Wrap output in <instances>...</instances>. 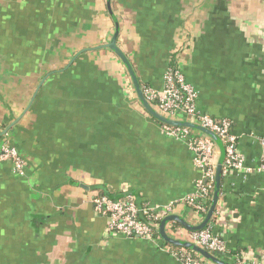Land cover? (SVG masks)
Returning a JSON list of instances; mask_svg holds the SVG:
<instances>
[{"label": "crops", "instance_id": "0c3cea01", "mask_svg": "<svg viewBox=\"0 0 264 264\" xmlns=\"http://www.w3.org/2000/svg\"><path fill=\"white\" fill-rule=\"evenodd\" d=\"M113 9L143 87L164 89L180 49L199 109L232 121L247 165H259L264 0H113ZM113 32L106 0H0V151L10 144L25 162L24 174L0 162V264H183L181 248L161 239L112 235L92 202L131 195L141 207L174 204L193 225L204 218L187 203L203 177L197 132L177 140L146 113L121 61L101 48ZM176 226L170 234L189 239ZM210 227L223 260H264V173L224 174Z\"/></svg>", "mask_w": 264, "mask_h": 264}, {"label": "built area", "instance_id": "2783aa9c", "mask_svg": "<svg viewBox=\"0 0 264 264\" xmlns=\"http://www.w3.org/2000/svg\"><path fill=\"white\" fill-rule=\"evenodd\" d=\"M177 52L178 49L175 51L174 56ZM180 54L181 52L178 58H173V60H175L174 65L170 66L165 73L166 84L164 89L162 91L151 88L145 90L148 99L165 115L172 118L183 116L217 133L226 146L225 174L229 172H235L243 176L263 174L264 137L260 139L263 151L261 162L256 167L248 166L246 157L238 146L239 138L235 133L231 132V124L226 120L219 123L199 109V93L187 82L183 69L179 64ZM162 129L166 135L177 140H185L190 137L189 134L191 130L188 129L174 128L166 125H162ZM190 145L197 154L196 163L201 168L203 177L197 184V193L188 198L187 203L196 212L201 213L205 209L199 202L205 203L211 201V191H213L214 185V167L217 161L218 151L215 144L210 139L199 133L191 139ZM1 161H10L14 165L16 173L24 174L25 162L17 149L10 144L1 148L0 162ZM92 202L95 210L107 217L108 230L112 235H122L133 239H157L153 238V234L158 224L165 216L173 214L175 211L174 204L141 207L137 203V199L131 195L123 199L98 195L93 198ZM206 213L207 210H205V213L202 215L205 216ZM168 231L169 233L176 234L181 230L172 223L168 226ZM158 239H160V237ZM183 240H185V238ZM187 240L197 242L213 253H225L227 250L225 243L209 229L200 232H189V239ZM178 255L183 264H209L207 262L203 263V260L193 254L185 253V249L182 248ZM238 264H264V260L244 262L239 259Z\"/></svg>", "mask_w": 264, "mask_h": 264}, {"label": "water", "instance_id": "95a60500", "mask_svg": "<svg viewBox=\"0 0 264 264\" xmlns=\"http://www.w3.org/2000/svg\"><path fill=\"white\" fill-rule=\"evenodd\" d=\"M107 10L114 23V32L110 42L101 48L110 50L123 64L128 77L131 81L133 91L137 97L139 104L146 111V113L157 123L174 128H184L195 131L206 138L210 139L216 146L218 151L217 161L214 167V185L212 191L211 201L205 214L203 221L198 225L189 223L185 218L175 213L165 216L158 224L156 231L160 239L171 247L182 248L197 255L201 260L209 264H231L223 260L220 255H217L197 242L190 240L178 239L172 236L168 231V226L172 223L181 226L188 232H200L210 228L217 211L219 209L223 178L226 167V146L222 138L210 130L209 128L201 125L198 122L191 121L183 116L172 118L168 115L161 113L152 101L148 99L145 94V89L141 83L140 77L133 66L127 54L118 45V40L121 34V23L113 9V0H106ZM6 133V132H5Z\"/></svg>", "mask_w": 264, "mask_h": 264}, {"label": "trees", "instance_id": "16d2710c", "mask_svg": "<svg viewBox=\"0 0 264 264\" xmlns=\"http://www.w3.org/2000/svg\"><path fill=\"white\" fill-rule=\"evenodd\" d=\"M174 61L175 60H173L172 62H171V64L167 67V69L166 70H168V68L170 67V66H173L174 65ZM151 87L149 86V85H144V89L145 90H148V89H150ZM151 89H153V88H151ZM223 120H219V121H217V122H219V123H221ZM226 121H228L230 124H231V132H233V133H235L234 132V123L232 122V121H230V120H226ZM210 184L212 185V183L210 182ZM213 190V189H212ZM212 192V191H211ZM101 195H105V196H109V197H112V198H116V199H123V198H119L118 196H116V197H113V196H111L110 194H107V193H105V192H103ZM126 196H128V195H126ZM125 195L123 196L124 198L126 197ZM199 204L201 205V206H203L204 207V209L205 210H208V207H209V204H210V201H207V202H199ZM205 210L204 211H202L200 214H204L205 213ZM100 214V213H99ZM106 217V216H105ZM107 218V217H106ZM107 221H108V219H107ZM209 230L213 233V231H212V227H210L209 228ZM214 234V233H213ZM215 235V234H214ZM119 236H121V237H123L122 235H119ZM216 236V235H215ZM125 237V236H124ZM126 238H128V237H126ZM153 238H159V235L157 234V232L155 231L154 232V234H153ZM130 239H133V238H130ZM185 251H187V253H188V250H185ZM190 253V252H189ZM191 254V253H190ZM193 254V253H192ZM215 254H217V255H220V254H222V253H218V252H215ZM195 255V254H194ZM203 263H205L204 261H203Z\"/></svg>", "mask_w": 264, "mask_h": 264}, {"label": "rangeland", "instance_id": "374dc122", "mask_svg": "<svg viewBox=\"0 0 264 264\" xmlns=\"http://www.w3.org/2000/svg\"><path fill=\"white\" fill-rule=\"evenodd\" d=\"M181 52V50L180 49H178V52L175 54V56H174V59H176V58H178L179 57V53ZM181 57V56H180ZM205 262V261H204Z\"/></svg>", "mask_w": 264, "mask_h": 264}]
</instances>
